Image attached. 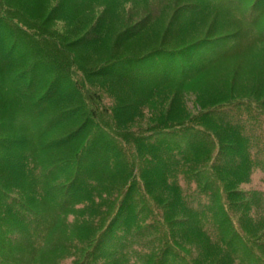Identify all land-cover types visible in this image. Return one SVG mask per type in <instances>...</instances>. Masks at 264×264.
Here are the masks:
<instances>
[{
  "label": "trees",
  "instance_id": "obj_1",
  "mask_svg": "<svg viewBox=\"0 0 264 264\" xmlns=\"http://www.w3.org/2000/svg\"><path fill=\"white\" fill-rule=\"evenodd\" d=\"M25 2L0 0V264H264V0Z\"/></svg>",
  "mask_w": 264,
  "mask_h": 264
},
{
  "label": "rangeland",
  "instance_id": "obj_2",
  "mask_svg": "<svg viewBox=\"0 0 264 264\" xmlns=\"http://www.w3.org/2000/svg\"><path fill=\"white\" fill-rule=\"evenodd\" d=\"M20 1V5L23 8V10L28 14L31 13V6H28L27 3L25 2V0H19ZM62 2V0H48L47 6L45 7V9L43 11H41L38 15H36L37 18H40V21L47 15L48 10H50V8H52L55 5H59ZM88 5H94V2H90L88 3ZM87 5V6H88ZM29 7V8H27ZM29 15V14H28ZM86 20L82 19L81 23H85ZM49 29L54 32L55 34H57L56 36L58 37H62L61 35L64 34L63 32V28L62 25L60 23H58V21L53 22L50 24ZM62 30V31H61ZM240 69V68H239ZM251 85V82L249 83ZM185 99H186V104L187 106L193 110L195 109L194 106V95L189 93L185 95ZM262 141V139L260 138V140L258 142ZM244 185V184H243ZM242 187V185H241ZM244 189L250 190V189H256L258 191H264V171H262L260 168H258L257 170H255L252 173V177L249 180V182L243 186ZM175 250L179 251L178 249L175 248ZM180 254H182L181 251H179ZM66 263V262H65ZM130 264H136L135 259L130 260L129 261ZM182 264H185L184 261L181 262Z\"/></svg>",
  "mask_w": 264,
  "mask_h": 264
}]
</instances>
